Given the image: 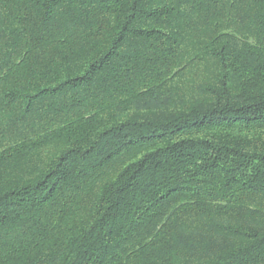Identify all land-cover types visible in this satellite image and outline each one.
Listing matches in <instances>:
<instances>
[{
	"label": "trees",
	"instance_id": "trees-1",
	"mask_svg": "<svg viewBox=\"0 0 264 264\" xmlns=\"http://www.w3.org/2000/svg\"><path fill=\"white\" fill-rule=\"evenodd\" d=\"M0 264H264V0H0Z\"/></svg>",
	"mask_w": 264,
	"mask_h": 264
}]
</instances>
